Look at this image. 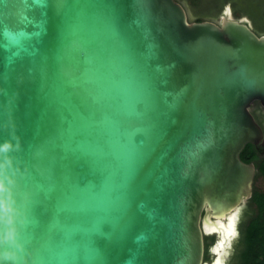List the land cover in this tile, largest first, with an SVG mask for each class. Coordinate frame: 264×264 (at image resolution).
Returning <instances> with one entry per match:
<instances>
[{"label":"water","instance_id":"95a60500","mask_svg":"<svg viewBox=\"0 0 264 264\" xmlns=\"http://www.w3.org/2000/svg\"><path fill=\"white\" fill-rule=\"evenodd\" d=\"M257 103L264 34L230 4L0 0V264H226Z\"/></svg>","mask_w":264,"mask_h":264},{"label":"trees","instance_id":"16d2710c","mask_svg":"<svg viewBox=\"0 0 264 264\" xmlns=\"http://www.w3.org/2000/svg\"><path fill=\"white\" fill-rule=\"evenodd\" d=\"M184 5V0H177ZM195 2V0H191ZM255 8V9H254ZM249 12L258 13L259 17H264V8L250 6ZM213 19L208 15H199L194 18L189 17L190 21H201ZM258 35L264 33L262 28H255ZM254 114L258 123L264 129V111L261 106L257 105L253 108ZM260 152L252 144H247L242 150L240 157L244 162H254L259 174L264 179V156L261 157ZM250 204L254 205L255 209L248 207L243 214V220L240 223V235L234 247L232 256L233 264H264V191H259L254 188ZM210 237H205V259H208L207 249L210 246Z\"/></svg>","mask_w":264,"mask_h":264},{"label":"rangeland","instance_id":"374dc122","mask_svg":"<svg viewBox=\"0 0 264 264\" xmlns=\"http://www.w3.org/2000/svg\"><path fill=\"white\" fill-rule=\"evenodd\" d=\"M227 4L231 5L233 16L235 18L247 17L254 28L260 29L264 26V17H259V15H257L259 12L253 14L252 12H249L250 10H248L250 6L252 7V5L254 7H259V9H263L264 0H198L195 3L191 0H184V5L186 6L188 11V16L191 18H194L199 15H208L209 17L217 18L220 15L221 10ZM262 119H264V117H262ZM255 188L259 191H264V179L261 175L258 176L255 181ZM244 207H250L255 209L254 205H251L248 202ZM246 208H244V210H246ZM244 210L242 209V215L244 213ZM209 237L211 240V246L214 243L216 237L214 235ZM238 238L239 235L235 238L232 243V247L226 258V264H233L232 256L234 254V247L238 241ZM210 258H212V255L209 253L208 260Z\"/></svg>","mask_w":264,"mask_h":264},{"label":"flooded vegetation","instance_id":"af4514ba","mask_svg":"<svg viewBox=\"0 0 264 264\" xmlns=\"http://www.w3.org/2000/svg\"><path fill=\"white\" fill-rule=\"evenodd\" d=\"M196 1H198V0H195V2ZM194 2V3H195ZM184 7H185V9H186V12H187V14H188V11H187V8H186V6L185 5H183ZM222 11H223V9L221 10V13H220V15L217 17V18H213V19H210L211 21H214V22H219L220 21V17H221V15H222ZM233 12V11H232ZM188 18H189V16H188ZM250 25H251V23H250ZM251 28L254 30V32H256L255 31V28L251 25ZM257 33V32H256ZM258 34V33H257ZM261 34H264V33H261ZM257 104H255L254 105V107L256 106ZM253 107V108H254ZM261 109L264 111V109L261 107ZM253 110V109H252ZM263 128V127H262ZM264 130V129H263ZM256 148V150H257V152H260V156L261 157H263L264 156V148L261 146V145H258V146H256L255 147ZM255 164V163H254ZM257 169V168H256ZM258 176H260V174H259V172H258V170H256V174H255V177H254V182H253V191H254V188H255V181H256V179L258 178ZM253 194V193H252ZM252 197V196H251ZM251 199V198H250ZM250 199H248L243 205H242V207H241V211H240V213H239V220H238V232H239V234L238 235H240V223H241V221L243 220L242 218H243V215H242V209L244 210V208H246V207H244L245 205H246V203L248 202L249 204H250ZM244 207V208H243ZM248 208H246V210H247ZM246 210H244V213H245V211ZM243 213V214H244ZM204 242H205V238H204ZM207 252H208V255H209V247H208V249H207ZM206 253V249L204 250V254Z\"/></svg>","mask_w":264,"mask_h":264},{"label":"bare ground","instance_id":"6f19581e","mask_svg":"<svg viewBox=\"0 0 264 264\" xmlns=\"http://www.w3.org/2000/svg\"><path fill=\"white\" fill-rule=\"evenodd\" d=\"M228 228H230V227H228ZM231 231H232V229H231V228H230V229H228V233H227V234L231 233Z\"/></svg>","mask_w":264,"mask_h":264},{"label":"snow or ice","instance_id":"6c2138e0","mask_svg":"<svg viewBox=\"0 0 264 264\" xmlns=\"http://www.w3.org/2000/svg\"><path fill=\"white\" fill-rule=\"evenodd\" d=\"M36 2H37V3H39V2H40V0H36Z\"/></svg>","mask_w":264,"mask_h":264}]
</instances>
